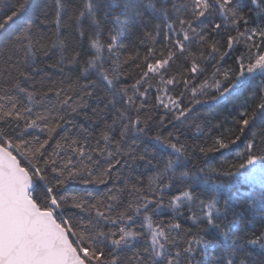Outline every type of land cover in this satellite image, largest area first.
<instances>
[{
  "label": "snow or ice",
  "instance_id": "obj_1",
  "mask_svg": "<svg viewBox=\"0 0 264 264\" xmlns=\"http://www.w3.org/2000/svg\"><path fill=\"white\" fill-rule=\"evenodd\" d=\"M0 264H264V0H0Z\"/></svg>",
  "mask_w": 264,
  "mask_h": 264
},
{
  "label": "trees",
  "instance_id": "obj_2",
  "mask_svg": "<svg viewBox=\"0 0 264 264\" xmlns=\"http://www.w3.org/2000/svg\"><path fill=\"white\" fill-rule=\"evenodd\" d=\"M5 2H7V0H5ZM205 111H208V108L206 107L204 109ZM75 189L77 190H83V189H87L88 191H94L98 188H100L102 190V187L101 186H98V185H82L80 184L79 182H73V185H72Z\"/></svg>",
  "mask_w": 264,
  "mask_h": 264
}]
</instances>
